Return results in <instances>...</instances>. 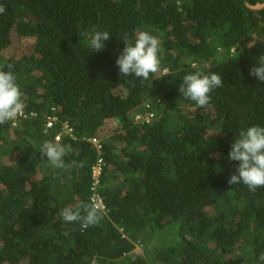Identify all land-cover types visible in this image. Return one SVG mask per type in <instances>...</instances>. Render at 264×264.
Returning <instances> with one entry per match:
<instances>
[{
    "label": "trees",
    "instance_id": "trees-1",
    "mask_svg": "<svg viewBox=\"0 0 264 264\" xmlns=\"http://www.w3.org/2000/svg\"><path fill=\"white\" fill-rule=\"evenodd\" d=\"M0 5V70L25 104L0 125V264H261L264 187L230 185L239 162L228 154L239 130L264 127V81L249 71L264 56V0ZM92 26L111 35L100 52L84 35ZM141 31L159 39L160 69L123 77L122 37ZM197 71L224 80L204 108L178 90ZM111 122L97 152L90 140ZM45 141L71 146L67 170L41 156ZM99 158L107 212L87 228L63 222L60 210L91 200Z\"/></svg>",
    "mask_w": 264,
    "mask_h": 264
},
{
    "label": "clouds",
    "instance_id": "clouds-1",
    "mask_svg": "<svg viewBox=\"0 0 264 264\" xmlns=\"http://www.w3.org/2000/svg\"><path fill=\"white\" fill-rule=\"evenodd\" d=\"M4 12V6L0 5V14ZM84 35L89 38L88 46L93 52L102 51L105 42L111 37L108 31H100L96 26H92ZM122 40L126 46L116 60V65L123 77L134 75L147 80L150 74L159 71L160 41L156 36L148 31H141L136 35L134 43L129 40L127 34ZM12 67L11 64L7 65L8 69ZM249 71L251 76L264 81V56L259 58L258 66H253ZM223 82L219 74L208 75L197 71L185 75L178 90L183 97L204 108L210 105V93L222 87ZM24 107L23 92L17 83V77L10 70H0V125L23 115ZM62 132L64 133L63 129ZM73 151L71 146L53 141H45L39 149L41 156L46 157L50 167L60 170H67L70 167L65 161V156ZM228 158L239 162L236 173L228 180L230 185L243 183L253 193L258 188L264 187V127L257 125L239 130L238 137L231 144ZM58 215L65 223L79 222L82 228H87L101 222L103 207L93 198L74 207H65ZM259 261L264 264V253L260 254Z\"/></svg>",
    "mask_w": 264,
    "mask_h": 264
},
{
    "label": "built area",
    "instance_id": "built-area-1",
    "mask_svg": "<svg viewBox=\"0 0 264 264\" xmlns=\"http://www.w3.org/2000/svg\"><path fill=\"white\" fill-rule=\"evenodd\" d=\"M153 118H154V115L149 114L146 118L138 117L137 120L144 122L146 124H150L153 121ZM57 120H58V118L55 116L50 117L48 119V121L46 122L44 132L46 133V132L50 131L56 125ZM63 131L65 134H71L72 129L68 125L64 124ZM56 140L60 141V137H57ZM90 142L94 145L97 152H100L102 150L103 140L101 138L100 139H92V140H90ZM102 168H103V159L99 158L97 160L96 164L93 166V169H92V177H93V183H94L93 184L94 194L92 195L91 200L94 198L97 202H99L103 207V213H106L107 207L103 201V198L96 192V189L100 184L99 178L102 174Z\"/></svg>",
    "mask_w": 264,
    "mask_h": 264
},
{
    "label": "rangeland",
    "instance_id": "rangeland-1",
    "mask_svg": "<svg viewBox=\"0 0 264 264\" xmlns=\"http://www.w3.org/2000/svg\"><path fill=\"white\" fill-rule=\"evenodd\" d=\"M115 129L116 126L112 122L109 123L106 127L102 128L101 133L99 134V138H101L103 141L108 140V138L116 132Z\"/></svg>",
    "mask_w": 264,
    "mask_h": 264
}]
</instances>
